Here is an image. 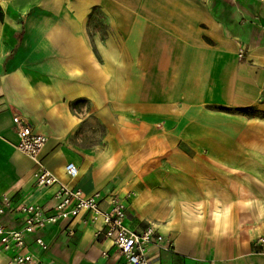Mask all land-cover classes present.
Wrapping results in <instances>:
<instances>
[{
    "label": "crops",
    "instance_id": "crops-1",
    "mask_svg": "<svg viewBox=\"0 0 264 264\" xmlns=\"http://www.w3.org/2000/svg\"><path fill=\"white\" fill-rule=\"evenodd\" d=\"M262 113L264 0H0L4 226L22 227L18 206L56 205L15 148L19 116L47 137L40 158L59 183L99 192L106 210L118 197L126 226L174 242L150 264H264ZM85 217L27 236L26 251L41 237L45 263L119 264Z\"/></svg>",
    "mask_w": 264,
    "mask_h": 264
},
{
    "label": "built area",
    "instance_id": "built-area-1",
    "mask_svg": "<svg viewBox=\"0 0 264 264\" xmlns=\"http://www.w3.org/2000/svg\"><path fill=\"white\" fill-rule=\"evenodd\" d=\"M243 55L244 51L240 49L238 56L243 57ZM13 124L18 139L15 145L16 150L38 166L34 175L37 187L56 186L54 193L56 205L52 213H47L39 205L18 206L16 213L22 220V227L14 229L0 224V251L11 253L6 264H48L40 258V254L48 247L43 239L36 237L35 244L38 253L35 255L26 251V237L37 234L48 225L73 220L83 214H87L85 223L101 222L103 224L105 227L104 236L112 242L114 252L119 258V264H150L149 253L153 246L164 251L174 249V242L156 234L152 226H148L142 231H136L126 226L125 205L118 197H110L108 200L109 209L106 210L100 205L101 195L99 192L87 197L81 190H72L59 183L44 167L40 158L47 137L34 133L30 125L19 116L13 118ZM65 172L70 178H75L78 169L73 163H69L65 166ZM9 208L10 200L3 197L0 200V215H3ZM254 244L264 246V237L256 239Z\"/></svg>",
    "mask_w": 264,
    "mask_h": 264
},
{
    "label": "trees",
    "instance_id": "trees-1",
    "mask_svg": "<svg viewBox=\"0 0 264 264\" xmlns=\"http://www.w3.org/2000/svg\"><path fill=\"white\" fill-rule=\"evenodd\" d=\"M242 113H247V111L246 110H240ZM249 114V113H248ZM250 115V114H249ZM262 115V117H264V113H262L261 114Z\"/></svg>",
    "mask_w": 264,
    "mask_h": 264
},
{
    "label": "rangeland",
    "instance_id": "rangeland-1",
    "mask_svg": "<svg viewBox=\"0 0 264 264\" xmlns=\"http://www.w3.org/2000/svg\"><path fill=\"white\" fill-rule=\"evenodd\" d=\"M249 114L253 116L254 114H257V113L255 111H250Z\"/></svg>",
    "mask_w": 264,
    "mask_h": 264
}]
</instances>
